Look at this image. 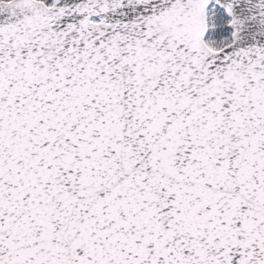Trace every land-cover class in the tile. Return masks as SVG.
Returning <instances> with one entry per match:
<instances>
[{"label":"snow or ice","instance_id":"snow-or-ice-1","mask_svg":"<svg viewBox=\"0 0 264 264\" xmlns=\"http://www.w3.org/2000/svg\"><path fill=\"white\" fill-rule=\"evenodd\" d=\"M0 264H264V0H0Z\"/></svg>","mask_w":264,"mask_h":264}]
</instances>
